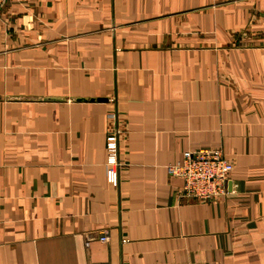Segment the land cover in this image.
<instances>
[{
    "label": "crops",
    "instance_id": "obj_1",
    "mask_svg": "<svg viewBox=\"0 0 264 264\" xmlns=\"http://www.w3.org/2000/svg\"><path fill=\"white\" fill-rule=\"evenodd\" d=\"M202 149L234 165L211 204L166 169ZM0 264H264V0H9Z\"/></svg>",
    "mask_w": 264,
    "mask_h": 264
},
{
    "label": "built area",
    "instance_id": "obj_2",
    "mask_svg": "<svg viewBox=\"0 0 264 264\" xmlns=\"http://www.w3.org/2000/svg\"><path fill=\"white\" fill-rule=\"evenodd\" d=\"M8 1L0 0V13ZM107 119L110 125L105 142L106 180L113 187H117L122 167L120 160L122 138L114 109L108 113ZM166 169L168 175L182 180L180 198L211 204L229 194L227 184L230 181L234 165L220 149H202L184 152L181 161L169 165ZM107 241L106 235L99 237L100 243L104 244Z\"/></svg>",
    "mask_w": 264,
    "mask_h": 264
},
{
    "label": "water",
    "instance_id": "obj_3",
    "mask_svg": "<svg viewBox=\"0 0 264 264\" xmlns=\"http://www.w3.org/2000/svg\"><path fill=\"white\" fill-rule=\"evenodd\" d=\"M45 101H55V102H58V101H61V99H55V98H46V99H44ZM74 101H76V102H86V101H88L87 99H74ZM90 101H95V100H90ZM96 101H98V102H106V100H102V99H98V100H96Z\"/></svg>",
    "mask_w": 264,
    "mask_h": 264
}]
</instances>
